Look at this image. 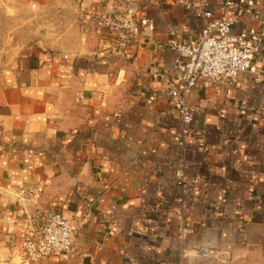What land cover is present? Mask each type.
I'll list each match as a JSON object with an SVG mask.
<instances>
[{"label":"crops","instance_id":"obj_1","mask_svg":"<svg viewBox=\"0 0 264 264\" xmlns=\"http://www.w3.org/2000/svg\"><path fill=\"white\" fill-rule=\"evenodd\" d=\"M79 1L0 0V264L42 209L77 224L75 250L31 264H264V0H135L153 30L125 54ZM233 15L262 38L253 66L198 79L184 123L174 46Z\"/></svg>","mask_w":264,"mask_h":264},{"label":"built area","instance_id":"obj_2","mask_svg":"<svg viewBox=\"0 0 264 264\" xmlns=\"http://www.w3.org/2000/svg\"><path fill=\"white\" fill-rule=\"evenodd\" d=\"M80 1L77 15L79 23L102 32L119 53L130 51L147 31L153 30L152 20L134 11L135 0H90L84 7L80 6ZM233 4L234 0H224L221 12ZM108 5L110 9L106 10ZM245 12L249 10L245 9ZM204 16L211 18L212 13L206 11ZM237 21L236 15L212 18L192 43L174 46L179 55L174 64L177 75L169 83L166 94L184 123H189L193 118L187 95L198 79L213 83L232 81L252 68L251 49L262 38L252 32L241 37L233 36L231 30ZM17 195L28 200L33 193L20 190ZM76 230L77 224L58 210L35 211L21 233V261L31 264L54 254L72 253L75 250ZM206 251L209 250L203 252Z\"/></svg>","mask_w":264,"mask_h":264},{"label":"water","instance_id":"obj_3","mask_svg":"<svg viewBox=\"0 0 264 264\" xmlns=\"http://www.w3.org/2000/svg\"><path fill=\"white\" fill-rule=\"evenodd\" d=\"M89 2H90V0H81V1H80V6H81V7H84V6L87 5ZM109 9H110V6L108 5L107 8H106V10H109ZM20 262H21V264H27V263H25V262H23V261H20Z\"/></svg>","mask_w":264,"mask_h":264}]
</instances>
